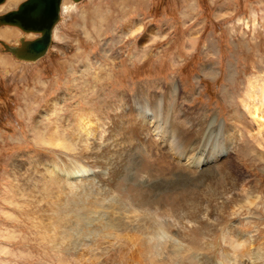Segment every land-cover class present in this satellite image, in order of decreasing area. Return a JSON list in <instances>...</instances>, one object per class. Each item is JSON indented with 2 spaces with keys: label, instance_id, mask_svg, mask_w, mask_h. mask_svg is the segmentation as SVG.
Segmentation results:
<instances>
[{
  "label": "rangeland",
  "instance_id": "374dc122",
  "mask_svg": "<svg viewBox=\"0 0 264 264\" xmlns=\"http://www.w3.org/2000/svg\"><path fill=\"white\" fill-rule=\"evenodd\" d=\"M22 1L10 6L7 0L0 14ZM1 27L4 35L17 28ZM17 29V38L0 39V264H259L238 255L245 247L224 242L222 236L232 228L233 240L240 239L236 225L226 224L236 223L242 231L256 232L248 241L257 240L256 247L248 245L251 253L256 248L264 254V102L258 107L262 125L244 109L264 90V0H64L48 54L25 63L1 43L35 38ZM124 108L131 121L136 114L148 119L151 139L188 174L196 171L201 180L217 179L204 204L208 218L190 221L175 198H162L156 205L138 203L147 195L142 186L152 184L140 179L149 171L144 165V172L130 168L118 182L71 148L57 145L60 139L71 144L73 128L83 115L90 114L88 120L100 123L99 132L108 134L113 115ZM175 126L190 127L189 144H197L193 150L183 149L184 157L174 148ZM237 127L243 136L237 135ZM115 134L119 141L127 138ZM130 139L129 164L148 160L140 153H147L140 147L146 140ZM229 150L208 166H197L201 159ZM186 157L192 165H184ZM78 162L99 169L94 177H84V187L93 182L92 187L112 188L140 204L129 216L132 225L71 226V193H63L46 172L66 184L75 167L79 175L84 172ZM226 164L231 176L225 177L233 175L244 192L222 191ZM162 222L178 238L142 243V233L161 230Z\"/></svg>",
  "mask_w": 264,
  "mask_h": 264
},
{
  "label": "bare ground",
  "instance_id": "6f19581e",
  "mask_svg": "<svg viewBox=\"0 0 264 264\" xmlns=\"http://www.w3.org/2000/svg\"><path fill=\"white\" fill-rule=\"evenodd\" d=\"M6 4V3H5ZM9 9V8H8ZM11 9V8H10ZM109 18L105 19L106 21H108ZM110 20V19H109ZM131 26V25H129ZM136 26V25H135ZM5 27H11V26H4ZM133 27V26H132ZM2 28V27H1ZM15 28V27H12ZM17 29V28H16ZM55 29V28H54ZM136 29V27H135ZM139 29V28H138ZM19 30V29H17ZM130 30V29H129ZM20 31V30H19ZM18 32V31H17ZM21 32V31H20ZM35 33V32H34ZM34 33H26L24 34L25 36L27 35H34L36 37V34ZM22 38H26V37H22ZM50 50V49H49ZM48 50V52H49ZM48 52L46 54H48ZM14 55V54H13ZM15 56V55H14ZM16 57V56H15ZM18 58V57H16ZM5 60V58H2ZM19 59V58H18ZM22 62H33V61H25L22 59H19ZM175 88H177V85H174ZM174 88V87H173ZM171 89V88H170ZM260 89V88H259ZM181 90V89H180ZM179 90V92H180ZM141 91V90H140ZM165 92V91H164ZM167 92V91H166ZM142 93V92H141ZM154 94V93H153ZM157 94V93H156ZM166 94V93H165ZM169 94V93H168ZM166 94V96L168 95ZM173 94V93H172ZM177 94V93H176ZM146 95V94H145ZM179 96V95H178ZM140 97V96H139ZM151 97V96H150ZM153 97V96H152ZM160 97V96H159ZM158 97V98H159ZM174 97V96H173ZM177 97V96H176ZM256 97V96H255ZM138 98V97H137ZM141 98V97H140ZM168 98V97H167ZM170 98V97H169ZM168 98V99H169ZM157 99V98H156ZM160 99V98H159ZM139 100V98H138ZM137 100V101H138ZM167 100V99H166ZM154 102H156V100L154 99ZM159 102V101H158ZM262 102H264V90L261 91L259 98L256 99V102L254 104L249 103L247 105L244 106V109L247 110L251 115H254V119H256V121L258 123H263L262 119H260V112L258 111V107L259 104H261ZM141 103V102H140ZM143 105V104H142ZM149 105V104H148ZM120 109V108H119ZM123 109V108H122ZM171 109V108H170ZM243 109V108H242ZM128 110V108H124V112H116L113 115L112 118V123L108 124L110 125L108 127V134H101V132H99V128L103 127L100 123H92L90 120H88L89 115H83L80 118L79 123H77V125H75V127L73 128L74 130L72 131L71 134V144H69L68 146L66 145V140H61L57 143V145L64 147V148H71V152L74 153H78L80 155H82L83 158L85 159H89L88 161H92V163L90 162V164H95L94 166L96 167H101L100 169H102V172L104 174V176L108 179L111 180H115L117 181L119 179V176H121L124 172L126 171H130L131 169H134L133 171L136 173V170L141 171L142 169V165L149 168L148 172L145 173L144 176H140L141 180H145L147 182H152V184L150 185H145L142 186V191L144 190L143 193L147 194L146 197H143L142 201L138 202L142 205H144L145 203L147 204V202L151 204H157L154 201H160L162 198L166 197L168 198H175V200H178L179 202H182V206L184 207L182 211L187 212L186 215L188 216V219L190 221H193L195 219V217L200 216L204 217V216H209V214H205L206 212L203 210L205 207L204 204L208 203V198L210 196V194L215 190V186H217V184L215 183V180L209 179V178H205V179H200V177L195 174V173H187V169L184 170L182 169L183 167L180 166L179 161L178 163L174 160H172L169 155L170 154H166L164 151H162L160 149V147H158L157 145L159 144H155L153 139H151V133L152 132L149 128V121L148 119L144 118L142 116V118H139L140 116H136L135 113L133 115H135V118L132 117V119L134 118V120H129V113H127L126 111ZM137 110V109H136ZM141 110V109H140ZM153 110V109H152ZM155 110V109H154ZM169 110V109H168ZM121 111V109H120ZM142 111V110H141ZM170 111V110H169ZM261 111V109H260ZM135 112V111H134ZM145 112V111H144ZM154 112V111H153ZM168 112V111H167ZM247 112V113H248ZM138 113V111H137ZM262 113V112H261ZM131 114V113H130ZM146 114V113H145ZM169 115V113H166ZM78 115V114H77ZM173 115V114H172ZM146 116V115H145ZM164 116V115H163ZM170 116V115H169ZM239 116V115H238ZM151 117V116H150ZM149 117V118H150ZM241 117V116H240ZM157 118V117H156ZM162 118V117H161ZM165 118V117H164ZM262 118H264V116L262 115ZM167 119V118H166ZM186 119V118H185ZM184 119V120H185ZM215 119V118H214ZM93 120V119H92ZM111 120V119H110ZM174 120V119H173ZM161 122V120H159ZM169 121V120H168ZM172 121V120H171ZM170 121V122H171ZM189 121V120H188ZM194 121V120H193ZM166 122V121H165ZM202 122V121H201ZM231 122V121H230ZM256 122V123H257ZM169 123V122H168ZM177 125V122H175ZM190 123V122H189ZM195 123V122H194ZM205 123V121H204ZM215 123V122H213ZM239 123V122H238ZM172 124V123H171ZM200 124V123H199ZM165 125V124H164ZM192 125V123H191ZM196 125V124H194ZM205 125V124H204ZM222 125V124H220ZM219 125V126H220ZM264 125V124H263ZM166 126V125H165ZM190 126V125H189ZM218 126V125H217ZM226 126V124H225ZM192 127V126H190ZM190 127H185V126H175L173 127L174 130V134L176 135L177 139L176 141H174V148L175 151L177 153H179L180 156L184 157V155H186L182 150L183 149H187L189 150H193V148L195 147L196 142L194 141L191 145L189 144V140L192 137V129ZM206 127V126H205ZM230 127V126H229ZM263 127V126H262ZM110 128V129H109ZM158 127L155 128V131L157 130ZM209 128V127H208ZM217 128V127H216ZM224 128V127H223ZM228 128V127H227ZM238 132L237 135H242L244 134L242 132V129L240 127H237ZM119 131H118V130ZM230 129V128H229ZM202 130V129H201ZM228 130V129H227ZM103 131V130H102ZM171 131V130H170ZM198 131V130H197ZM220 131V130H219ZM224 131V130H223ZM226 131V130H225ZM37 132V131H36ZM57 132V131H56ZM106 132V131H104ZM114 132V133H113ZM115 132H118L120 135H125L127 136V138H124L125 140L123 141H119L117 139L116 136H114L113 134H115ZM160 132V131H158ZM207 132V131H206ZM214 132V131H213ZM235 132V131H234ZM233 132V133H234ZM195 133V132H194ZM203 133V132H202ZM208 133V132H207ZM221 133V132H220ZM230 133V132H229ZM232 133V134H233ZM118 134V135H119ZM161 134V133H159ZM163 134H165V132H163ZM196 134V133H195ZM206 134V133H205ZM217 134V133H214ZM214 134H212L214 136ZM231 134V133H230ZM116 135V134H115ZM142 135V136H141ZM169 133H168V137L169 138ZM198 134H196L197 136ZM211 135V136H212ZM222 135V134H221ZM224 135V134H223ZM51 136V135H50ZM134 137V140H136L138 143L139 142H143V139L146 140V144L143 143L142 146H140L141 148L143 147L144 149H147V153H145V151L140 152V153H144L146 154L145 156L148 157V160L145 159L144 161L140 160V164L133 160V162L131 161V164H129V160H126V157H130V152L128 155V147L129 149H131V145L134 143L133 139L129 140V138ZM166 136V134H165ZM209 136V135H208ZM231 136V135H230ZM243 136V135H242ZM116 137V138H115ZM122 137V136H121ZM201 137V135H200ZM227 137V136H226ZM236 134H234V136L232 138H235ZM193 138V137H192ZM204 138V137H203ZM230 138V137H229ZM231 138V139H232ZM243 138V137H242ZM170 139V138H169ZM197 139V137H196ZM215 139V138H214ZM57 140V139H56ZM198 140V139H197ZM196 140V141H197ZM227 140V139H226ZM239 140V138H238ZM42 142H44L45 144L48 145L47 140L44 139V137L41 139ZM130 141H132L133 143H131ZM200 141V140H199ZM204 140L200 141L203 143ZM218 141V140H217ZM232 141V140H230ZM237 141V140H236ZM241 141V139H240ZM50 142H54L50 141ZM167 142V141H166ZM220 142V141H219ZM225 142V141H224ZM172 143V142H171ZM199 143V142H198ZM205 143V142H204ZM223 143V142H222ZM229 143V141H228ZM235 143V142H234ZM243 143V142H241ZM56 145V142L54 143ZM214 144V143H213ZM219 144V143H218ZM231 144V143H230ZM66 145V146H64ZM173 145V143H172ZM188 145V147H187ZM199 145V144H198ZM203 145V144H201ZM217 145V143H216ZM220 145V144H219ZM224 145V144H223ZM235 145V144H234ZM237 145V144H236ZM138 146V145H137ZM137 146H134L133 149L136 151V149H139ZM200 146V145H199ZM205 146V145H204ZM226 146V145H225ZM197 147V146H196ZM233 147V146H231ZM238 147V146H237ZM240 147V146H239ZM215 148V147H214ZM173 149V148H172ZM200 149V147H199ZM209 149V148H208ZM217 149V148H215ZM220 149V148H219ZM229 148H227L226 150H228ZM233 149V148H232ZM143 150V149H142ZM165 150V149H164ZM168 150V149H167ZM222 150V147H221ZM231 150V148H230ZM229 151H225L222 153V151H220V154L218 153V151H216L218 154H215V156H213V158L207 159V160H202L198 162L197 166L198 167H203L205 165L208 166V164L212 161L215 162V160L221 159L224 155L228 154ZM234 150V149H233ZM171 151V150H170ZM169 151V152H170ZM197 151V150H196ZM208 151V150H207ZM137 152V151H136ZM183 152V153H182ZM133 153V151H132ZM131 153V155H132ZM190 153V152H189ZM206 153V152H205ZM134 154V153H133ZM137 153H135L134 155H136ZM224 154V155H223ZM232 154V153H229ZM134 155H132L134 157ZM143 155V154H142ZM195 155V154H194ZM212 155V154H211ZM131 156V157H132ZM171 156V155H170ZM177 155H175L176 157ZM231 156V155H230ZM129 157L127 159H129ZM144 157V156H143ZM201 157V156H200ZM199 157V158H200ZM135 158V157H134ZM145 158V157H144ZM179 158V157H178ZM227 158V157H226ZM133 159V158H132ZM141 159V158H139ZM138 159V160H139ZM232 159V158H231ZM181 160V159H180ZM189 158H185L184 165H192L190 163ZM228 160V159H227ZM260 160L264 161V156L262 155L260 157ZM72 161V160H71ZM229 161V160H228ZM234 160H231V162ZM74 162V161H73ZM73 162H71V165H73ZM80 162V161H79ZM78 162V165H79ZM83 162V159H82ZM182 162V163H183ZM76 163V161H75ZM74 163V164H75ZM81 163V162H80ZM145 164H147L148 166H146ZM229 164V163H228ZM76 165V164H75ZM216 165V164H215ZM221 165V163L219 164ZM74 166V165H73ZM72 166V167H73ZM81 166V167H80ZM89 166V165H88ZM88 166L85 167V165H79V169L83 170L84 172H82V175H79L77 172V168L75 167L76 171L74 170V173L71 172V177L70 179H67L66 184L61 183L60 180L55 177L54 175H52V173H47L48 178H52L57 184H59V186L62 188L61 191L63 193L66 194H70L71 193V226H75L76 229L78 227H80L82 224L84 226L86 225H92L93 223L96 222H100L101 224L104 223L105 228L107 229H112L114 227L118 228L123 226L124 224L128 225L127 223H129V226L132 225L130 223H132L130 221V214L135 213L136 209L139 210V208L141 209L142 207L139 206L140 204H137L133 198H130V200H125L122 196L121 193L116 192V190L114 189H110L107 188L106 186L104 187H98L99 185H96L95 187H92L93 185H95L93 182L91 183V185L89 184L88 187H84L85 185H88L85 181V178H92L95 175H97V170L98 168H93L90 167L87 168ZM93 166V165H92ZM196 166V165H195ZM222 166V165H221ZM78 167V166H77ZM214 167V166H213ZM131 168V169H130ZM205 168V167H204ZM211 168V167H210ZM71 169V170H72ZM223 173L224 174V184L221 186L222 191L224 193H226L225 195L229 194V195H234L232 194L233 192L235 193L236 191H242L243 187L238 186L236 184V180L232 175L231 177H225L226 174H229V171L227 170V164L226 166L222 168ZM230 169V167H229ZM99 170V169H98ZM144 170V169H142ZM191 170V169H190ZM208 170V169H207ZM206 170V171H207ZM217 170V169H216ZM221 170V169H220ZM101 171V170H100ZM214 171V170H213ZM52 172V171H51ZM76 172V173H75ZM102 172H100L102 174ZM132 172V170H131ZM144 172V171H141ZM205 172V171H204ZM208 172V171H207ZM130 172H127V174ZM134 173V176H135ZM202 173V172H201ZM200 174V173H199ZM205 175V174H204ZM231 176V174H229ZM79 176V177H78ZM83 176V177H82ZM101 176V175H100ZM99 176V177H100ZM128 176V175H127ZM209 176V175H208ZM81 177V179H80ZM85 177V178H84ZM216 177V176H215ZM47 178V179H48ZM84 178V179H82ZM122 178V177H121ZM133 178V176L131 177ZM218 178V177H217ZM100 179V178H99ZM102 179V178H101ZM100 179V180H101ZM123 179V178H122ZM128 179V177H127ZM85 180V181H84ZM105 180V178L103 179V181ZM139 180V179H138ZM28 181V180H27ZM79 181V182H78ZM81 181V183H80ZM84 181V182H83ZM89 181V180H87ZM107 181V180H106ZM128 181V180H127ZM91 182V181H90ZM89 182V183H90ZM119 182V180H118ZM130 182V180H129ZM128 182V183H129ZM50 183V181H49ZM106 183V182H105ZM131 183V182H130ZM140 183V182H139ZM147 183V184H149ZM56 184V185H57ZM114 185H116L115 183H113ZM81 185V186H80ZM103 185V183H102ZM107 185V183H106ZM48 186V185H47ZM58 187V186H57ZM116 187V186H115ZM48 188H51L49 190H53V187L48 186ZM94 189H96L97 191H95ZM104 191L106 193H104ZM103 192V193H102ZM54 195H57L58 192H55V190H53L52 192ZM201 197V198H200ZM204 197V200H202ZM148 198L150 200H148ZM54 200V199H53ZM52 200V201H53ZM70 200V199H69ZM144 200H147L144 202ZM68 203V202H67ZM66 203V204H67ZM70 204V203H69ZM65 205V204H64ZM222 205V203H221ZM69 207V206H68ZM67 208V207H66ZM207 210V209H206ZM185 214V213H183ZM183 217H185L183 215ZM208 218V217H207ZM183 220H185L184 218H182ZM197 220V219H195ZM73 221L77 222L74 223ZM130 221V222H129ZM191 224V223H190ZM226 224H233L236 225L235 227L238 230V233H241L240 235L237 234V236H240V239L238 240H233V238L231 237L232 231L233 229L231 228H225V233L222 236L223 241L226 242V240L230 241L232 244H235L237 247H245V249L242 251L241 254L238 255H248L250 256L251 259L259 262V264H264V254H262L261 252H257L256 248H255V252L254 254L251 253V250L249 249V246H254L256 247V242L257 240L254 238V241H249V238L252 236H254V234L256 233H251L249 231H242L239 227V225H237L236 223H226ZM225 225V224H223ZM221 225V227L223 226ZM118 226V227H117ZM161 226V230L158 231H153L152 233L147 234L148 237L146 238L143 232V230L146 231V229H143L141 231V233L144 235L141 237V241L142 243L145 242L146 244H156V242H161V240H167L168 241H172V240H176L177 238H175L173 234V232L168 228L167 224L165 222H162V225L160 223ZM125 227V226H124ZM141 227V226H140ZM220 227V228H221ZM54 229V228H53ZM74 229V228H73ZM122 229V228H120ZM118 229V230H120ZM124 229V228H123ZM101 230V229H100ZM232 230V231H231ZM122 231V230H120ZM119 231V232H120ZM224 231V230H223ZM117 232V231H116ZM248 232V233H247ZM208 233H205V235ZM230 236H229V235ZM251 240V239H250ZM181 241V240H180ZM167 243V242H165ZM184 243V242H183ZM147 244V245H148ZM158 246V245H156ZM205 247V246H204ZM148 248V247H147ZM247 248V249H246ZM148 250V249H147ZM148 253V252H147ZM151 253V252H150ZM204 253V252H202ZM207 253V251H206ZM148 255V254H147ZM208 255V254H207ZM253 255V257H251ZM215 257V256H214ZM258 257V258H257ZM210 259V258H209ZM215 261H217L218 263L223 262L222 259L218 260L215 257ZM229 264V263H228Z\"/></svg>",
  "mask_w": 264,
  "mask_h": 264
},
{
  "label": "water",
  "instance_id": "95a60500",
  "mask_svg": "<svg viewBox=\"0 0 264 264\" xmlns=\"http://www.w3.org/2000/svg\"><path fill=\"white\" fill-rule=\"evenodd\" d=\"M4 2L0 0V4ZM61 4L62 0H25L17 9L1 14L0 26L14 25L26 33L40 34L33 40L21 38L20 46L2 42L5 50L25 61H36L45 56L52 42L54 27L60 19Z\"/></svg>",
  "mask_w": 264,
  "mask_h": 264
},
{
  "label": "crops",
  "instance_id": "0c3cea01",
  "mask_svg": "<svg viewBox=\"0 0 264 264\" xmlns=\"http://www.w3.org/2000/svg\"><path fill=\"white\" fill-rule=\"evenodd\" d=\"M20 1L22 0H9V5L10 6H13L14 4H18ZM6 30V29H5ZM4 32V31H2ZM2 32H0V39H3V40H10V39H15L18 37V33L16 31V29H11V30H7L6 31V35H4Z\"/></svg>",
  "mask_w": 264,
  "mask_h": 264
},
{
  "label": "flooded vegetation",
  "instance_id": "af4514ba",
  "mask_svg": "<svg viewBox=\"0 0 264 264\" xmlns=\"http://www.w3.org/2000/svg\"><path fill=\"white\" fill-rule=\"evenodd\" d=\"M18 31V30H17ZM3 33V32H2ZM4 34V33H3ZM28 36V35H27ZM17 44H20V43H17Z\"/></svg>",
  "mask_w": 264,
  "mask_h": 264
}]
</instances>
